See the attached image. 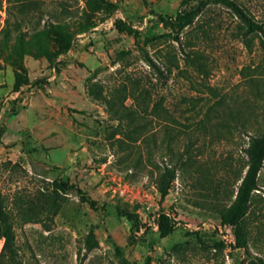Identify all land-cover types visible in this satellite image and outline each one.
I'll return each instance as SVG.
<instances>
[{"label": "rangeland", "instance_id": "rangeland-1", "mask_svg": "<svg viewBox=\"0 0 264 264\" xmlns=\"http://www.w3.org/2000/svg\"><path fill=\"white\" fill-rule=\"evenodd\" d=\"M106 1L0 0V264H264V160L223 223L264 132V35L217 0ZM233 1L264 27V0Z\"/></svg>", "mask_w": 264, "mask_h": 264}, {"label": "trees", "instance_id": "trees-1", "mask_svg": "<svg viewBox=\"0 0 264 264\" xmlns=\"http://www.w3.org/2000/svg\"><path fill=\"white\" fill-rule=\"evenodd\" d=\"M106 9H111L112 4L106 0H98ZM219 3L225 5L229 9H231L235 15L239 18L240 22L246 29L247 33L251 32H259L264 35V27L261 24H258L254 21L246 12L245 10L239 6L233 0H217ZM176 19H180V12L176 13ZM70 49V46L67 45L64 48L56 51L50 57V64L53 65L55 63V59L59 54L67 52ZM146 62L149 66H151L156 72L160 75H163L162 70L156 64V62L151 57H146ZM43 81H34L33 84L40 86ZM20 83H16L15 89H18ZM249 163L247 165L246 172L241 179L239 187L237 189L235 195V201L232 204L231 208L227 212L226 216L223 219L224 224H232L235 218L239 215L242 208L246 204L247 198L250 192L256 188L255 179L259 169L262 167V163L264 160V132L259 136H253L250 139L248 148L246 150ZM55 192L59 193H68L73 192L79 197L83 202H86L91 208H97V202L93 200L86 192L82 191L80 188L75 187L73 185H68L65 182L55 180ZM119 213L121 214H130L128 211H123L119 209ZM154 224L157 226L158 231L162 236H166L176 230H178V222L169 214L164 211H160L154 219ZM144 224L139 218H135L133 220L131 226V232L133 236L138 234ZM0 230L2 232V237L4 240V249L12 250L14 245V233L11 221L4 209L2 195L0 192ZM250 264H262L258 261H250Z\"/></svg>", "mask_w": 264, "mask_h": 264}]
</instances>
